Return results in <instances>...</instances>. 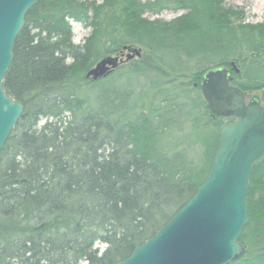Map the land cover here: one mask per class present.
<instances>
[{
	"label": "trees",
	"instance_id": "trees-1",
	"mask_svg": "<svg viewBox=\"0 0 264 264\" xmlns=\"http://www.w3.org/2000/svg\"><path fill=\"white\" fill-rule=\"evenodd\" d=\"M165 10L186 13L144 17ZM241 17L218 0H36L3 79L24 110L0 154V264H118L172 220L220 146L204 74L235 63L233 85L264 89V25ZM71 21L92 29L83 45ZM130 46L142 57L87 79ZM247 204L233 264H264V162Z\"/></svg>",
	"mask_w": 264,
	"mask_h": 264
},
{
	"label": "water",
	"instance_id": "water-1",
	"mask_svg": "<svg viewBox=\"0 0 264 264\" xmlns=\"http://www.w3.org/2000/svg\"><path fill=\"white\" fill-rule=\"evenodd\" d=\"M36 0H0V153L23 114V105L3 88L13 62L15 42ZM142 57V49L99 61L87 74L97 82L124 62ZM235 63L207 71L200 91L214 117L235 118L220 131V146L205 183L151 240L118 264H233L247 249L239 242L248 224L247 195L253 170L264 162V107L246 104L245 93L231 85Z\"/></svg>",
	"mask_w": 264,
	"mask_h": 264
},
{
	"label": "rangeland",
	"instance_id": "rangeland-1",
	"mask_svg": "<svg viewBox=\"0 0 264 264\" xmlns=\"http://www.w3.org/2000/svg\"><path fill=\"white\" fill-rule=\"evenodd\" d=\"M88 2L100 5L103 0H87ZM155 0H142L143 3H150ZM222 5L228 9L238 10L242 12L243 17H241L237 24L242 25H264V0H218ZM184 12H174L170 10H165L160 14L153 12H146L144 17L149 21H160L169 23L174 21L176 18L180 17ZM73 28V41L77 45H83L86 39L90 36L92 29L84 26L81 23L71 21ZM124 64V63H123ZM197 87V85H195ZM102 250L105 248L104 245H98Z\"/></svg>",
	"mask_w": 264,
	"mask_h": 264
},
{
	"label": "flooded vegetation",
	"instance_id": "flooded-vegetation-1",
	"mask_svg": "<svg viewBox=\"0 0 264 264\" xmlns=\"http://www.w3.org/2000/svg\"><path fill=\"white\" fill-rule=\"evenodd\" d=\"M232 74L234 76V82H235L236 74L234 73ZM242 90L246 96V104H249L253 99H258V101H260L261 106L264 107V89H261V90L242 89ZM230 120L237 121L235 118H229V119H225V123Z\"/></svg>",
	"mask_w": 264,
	"mask_h": 264
},
{
	"label": "bare ground",
	"instance_id": "bare-ground-1",
	"mask_svg": "<svg viewBox=\"0 0 264 264\" xmlns=\"http://www.w3.org/2000/svg\"><path fill=\"white\" fill-rule=\"evenodd\" d=\"M183 12H184L183 14H185V13H186V11H183ZM183 14H182V15H183ZM142 55H143V51H142ZM1 152H2V151H1ZM0 154H1V153H0Z\"/></svg>",
	"mask_w": 264,
	"mask_h": 264
}]
</instances>
